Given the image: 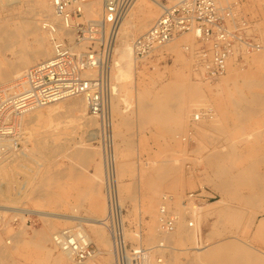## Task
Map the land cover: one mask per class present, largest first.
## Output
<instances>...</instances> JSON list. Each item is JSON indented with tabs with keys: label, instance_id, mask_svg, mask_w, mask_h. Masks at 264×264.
<instances>
[{
	"label": "rangeland",
	"instance_id": "1",
	"mask_svg": "<svg viewBox=\"0 0 264 264\" xmlns=\"http://www.w3.org/2000/svg\"><path fill=\"white\" fill-rule=\"evenodd\" d=\"M36 1L24 0L20 9L27 11ZM40 1L48 14H52L49 0ZM159 2L173 5L177 0ZM221 3L222 7L231 6L237 20L247 23L246 36L264 45V0H221ZM148 4L154 18L147 28L134 32L131 39L147 31L161 13L160 7ZM95 6L93 11L96 12L99 6ZM136 8L135 4L127 19L135 21ZM96 17L89 16L86 11L87 19ZM3 20L0 21V30H5V42L10 44L12 39L6 35V28L14 34L18 26ZM38 32L45 38L46 50L50 54L48 37L40 29ZM14 35L16 37L18 33ZM185 36L176 39L180 43L179 49L171 50L173 44H169L146 61L137 62L140 72L135 81L119 82L117 69L112 73L116 79L113 82L119 89V95L112 101V114L127 239L133 245L151 249L150 264H156L160 257L165 264H209L204 257L201 261L193 259L194 248L201 247L211 248L216 264H264V227H259L264 221V189L258 187L264 186V98L258 103L252 102L255 94L263 93L264 85L250 82L246 86L244 83L257 75L249 61L257 52L247 53L238 45L225 75L209 82L199 73H194H197L195 62L191 69L189 60L192 61L196 45L194 40L192 44L182 42ZM16 38L9 50L0 53V65L1 62L6 63L3 56L10 63H15L24 46L29 51L34 50L31 35ZM185 46L190 50L186 51ZM260 54L263 63H260L262 69L259 72L264 78V54ZM42 61L45 60L34 61L22 71ZM194 84L202 85L203 95L192 92ZM2 87L5 86L0 84V90ZM120 97H126L131 104L127 113H123L126 105L119 102ZM232 100L251 103L242 105L238 111L231 105ZM243 106L257 110L250 116L241 111ZM197 108L214 117L194 121L193 114ZM25 118L28 119L25 122L27 130L18 127L13 135L0 140V161L19 157L25 148L32 150L30 158L19 161L22 169L14 170L12 177L9 174L7 180L0 181V212H5L0 220V264H54L50 256H57L60 259L58 264H71L64 262L58 253L60 249L55 247L53 235L73 225L78 218L88 222L104 219L107 213L101 152L94 137L98 124L91 119L88 125L94 122L93 125L84 131H63L68 121L66 117L45 113L42 117ZM22 131L25 135L30 132L38 134L30 138V143L26 137L27 141H24ZM35 138L44 146L38 153H33ZM17 160L20 158L11 162ZM123 163L128 165L127 171H122ZM219 165L231 167L232 174L242 178L240 184L231 187L225 203L218 202L222 195L218 190ZM160 169L164 174L167 171V175L158 176L156 171ZM138 170L143 171L146 181L138 180ZM153 185L158 186L156 193L152 192ZM202 189L206 191L207 199L187 213L183 205L185 196ZM164 196L171 198V210L179 217L177 223L167 230L159 224V208ZM96 197L104 202L102 215L92 212L91 203ZM8 211L22 214L15 225L10 221ZM38 212L49 214L42 216ZM63 216L75 220L62 221L60 218H65ZM189 221H194V227L187 226ZM49 222L55 224L54 229L50 228ZM85 227L99 251L95 264H112L111 253L109 256L107 248L95 238L94 228L86 224ZM102 230L107 236V231ZM136 233L141 234V243ZM159 244H163V248H157Z\"/></svg>",
	"mask_w": 264,
	"mask_h": 264
},
{
	"label": "built area",
	"instance_id": "2",
	"mask_svg": "<svg viewBox=\"0 0 264 264\" xmlns=\"http://www.w3.org/2000/svg\"><path fill=\"white\" fill-rule=\"evenodd\" d=\"M49 1L54 20H45L41 28L48 37L51 57L26 69L18 88L0 96V138L13 135L18 128L16 119L33 108L73 97L84 98L87 113L98 124L94 137L101 152L107 207L100 224L110 240L112 264H150L151 249L133 245L127 239L111 104L112 73L120 28L137 0H99L101 8L94 19L86 18L89 0ZM160 9L161 13L151 27L132 40L136 62L146 61L164 45L191 34L196 45V71L206 81L213 82L225 75L238 45L247 53L264 54V45L246 36L247 23L237 20L231 6L222 7L217 0H177L173 5L160 3ZM184 49L189 51L190 47ZM202 113L210 116L204 110L199 113L200 117ZM206 199L203 189L188 193L183 201L186 212L190 213L191 208ZM162 201L160 227L172 228L178 215L171 210L170 197L164 196ZM3 213L0 212V220ZM7 213L13 225L22 215L18 211ZM54 243L70 257L71 264H95L99 256L81 218L57 232ZM157 248H163V244ZM156 264H165L163 258H157Z\"/></svg>",
	"mask_w": 264,
	"mask_h": 264
},
{
	"label": "bare ground",
	"instance_id": "3",
	"mask_svg": "<svg viewBox=\"0 0 264 264\" xmlns=\"http://www.w3.org/2000/svg\"><path fill=\"white\" fill-rule=\"evenodd\" d=\"M23 1L24 0H0V21H2L4 19L3 21H7L10 24L11 23L17 24L18 27H17V30L14 33V34L18 33V35H16V37H22L23 38L24 35H31L33 37V41H34V45H35V48H34V50L32 49V51H29V50L25 49L24 48L25 46H24L23 47V51L20 52L19 59L15 63H10V61H8L7 58H5L3 56L4 61L6 62V63H2L1 62L2 66L0 65L1 66L0 67V84H3L5 86V87H2L1 90H0V91L4 92L3 94H7L8 93V92H6V90H12L13 91V90H16L18 88L19 84L16 81H19L21 79V77L23 75V72L26 70L25 69L24 71H22V69L27 68V66L32 64L34 61L48 59L50 57V54H51V51H50V54H48V52L46 50V46H45V38L40 35V33L38 32V29H40L46 35V33L41 28V23L44 22L45 20H52V19L54 20L53 13L52 14L51 13L48 14L47 9L45 8L46 6L40 0L36 1V4H34L27 11H25V10L23 11V10L20 9L21 4H22ZM148 2L153 4V5H155V6H157V7H160L159 0H137L136 3H135L137 5L136 13L134 14L135 15V17H134L135 21H132L131 18L130 19L126 18L124 20V22L122 23V25H121L120 34H119V38H118V43H117V47H116V51H115L116 54H115V58H114V65H113V70L115 71L117 69V71H118V75L116 76V78H117V81H119V82H124V81L127 82L128 80L130 82L135 81L137 74H139V72H140L138 70V68H137V64H136L137 62L135 61L133 53H132L131 44H132V40L133 39H131L130 36L133 35L134 32H140L142 29L147 28L150 25L152 19L154 18V14H153V12H152V10L150 8L151 5L149 6ZM217 3H218V5H222L221 0H217ZM94 5H96L95 7L99 6V9H100L99 0L90 1V3L88 4V9H86L87 14L89 16H97L98 15L97 11L99 9L96 12L93 11V6ZM134 7H135V5H134ZM51 9H52V7H51ZM94 10H95V8H94ZM18 23H20V24H18ZM123 26H125V27L122 30ZM6 33H7L6 34L7 36H10L12 41H11L10 44L6 43L5 42V30H0V53L1 54L4 51L9 50L11 48V46H12L11 45L12 42L14 43L15 39H17L15 37V35L13 34L12 30H8L6 28ZM46 37H47V35H46ZM47 40H48V38H47ZM181 41L184 42V43L192 44L193 37H192L191 34H189V35H186ZM18 42H19V40H18ZM169 44H173V47H170L171 50H175L177 48L178 49L180 48V43L179 42L177 43L176 40H174V41H172V42H170V43H168L166 45H169ZM166 45H164L163 47H166ZM49 48H50V44H49ZM167 48H168V46H167ZM249 61H250L251 65L254 66V69H255V72H257L256 73L257 75H256V77L255 76L253 77L255 79H253L251 81H248V82L244 81V83L246 84V86L249 85L250 82H258V83H262L264 85V78L262 77V74H260L261 69H262V68H260V63L261 64L263 63V59H262L261 54L260 53H255L249 59ZM189 62H190V66H191V69H192V64H194V62L196 63V60H194V56L192 58V61L189 60ZM192 71L194 72V70H192ZM194 73L198 75V73H196V72H194ZM112 78H113V81L115 82L116 79H114L113 76H112ZM233 79H234L233 83L235 84L236 83L235 77H233ZM114 82H113V96H112V99H111V104H112V101L119 95V89H118V87L116 85L117 83H114ZM191 90H192V92L194 94L203 95V93H204V88L200 84L192 85L191 86ZM1 93H0V96H2ZM261 98H264V91H263V93L261 95L255 94L252 102L253 103H258V101ZM119 102H122L123 104L126 105L125 106L126 109H125V111L123 113H127V111H129L131 109V108H129L131 104L129 103V100L126 97H120L119 98ZM230 103H231L232 106H234L236 108V110L238 109V111H239L241 109L240 107L242 105H249L251 102L247 101V102L242 103V102H239V101H236V100H232V102H230ZM43 107H45V110H41ZM242 108L243 109L241 111L243 113H245V114L250 115V116H251V114L254 113V110H255V109L252 110V109L246 108L245 106H243ZM198 110H199V108L195 109V112L193 114L194 121H202L203 119L206 118L204 113H202V117H200L199 113L202 112V111L199 110L200 111L199 112ZM45 113H47V114H52L53 113V114H57L59 116L68 118L67 119L68 121L65 122L66 125L64 126V128H62V129H64L63 131H65V129H74V130H82V131H84L86 128H88V126H92L93 123H94L93 122V123H91V125L90 124L88 125V123L93 118L90 117L88 115V113H87V107H86V103H85L84 98L78 99V97H73V98H68V99H65V100H62V101H59V102H55V103L46 105V106L33 108L32 110L28 111L24 115H22L19 118H17L16 119V125L18 127H20L21 129L22 128L25 129L26 128L25 126L27 125V123H25V122H27V120H28L25 117H28V118L32 117V116L42 117V116H44ZM179 113L182 114V111L179 110ZM157 116H159V115H157ZM213 117H214V115L208 116V118H210V119H212ZM25 130H27V129H25ZM27 132L29 133V131H27ZM34 133L30 132L29 135H25V131H22V136L24 137V141L25 140L27 141V139H28L29 142L32 143L30 141V138L32 139L33 137H35L38 134V133H36V134H34ZM33 134H34V136H33ZM54 136H56V135H54ZM25 137L27 139H25ZM49 138H50V136H49ZM0 140H1V138H0ZM33 141H34L33 153H35V152L38 153L40 151V148L42 147V144L40 143L41 140L39 142V140L37 138H35ZM43 142H45V140ZM45 145H48V143L45 144ZM43 147L41 149H43ZM31 154H32V150H26V148H25L23 153L19 157L16 156L15 158H13V159H11L9 161H5V160L0 161V181L7 180L9 178L8 177L9 174H11V177H12L13 173H14V170L17 171L19 169H22L21 168L22 164H20L19 161L30 158ZM91 157H93V156L91 155ZM16 158H18V159L20 158V160H17L14 163L11 162V161L15 160ZM86 159H84V161ZM116 165H117V160H116ZM158 166H160V165H158ZM121 168H122V171H127L128 165L123 163L121 165ZM98 171H99V167H98ZM156 172L158 173V176H160V177H164V176L167 175V171H165L166 172L165 173L166 175H165L163 169H160L159 171H156ZM76 173H78V172H76ZM47 174L49 175V173H47ZM117 174H118V171H117ZM78 175H80V174H78ZM56 176H57V173H56ZM179 176H181V175H179ZM53 177H55V176H53ZM137 177H138V180L140 182L147 180V178H145V176L143 175V171L142 170H138ZM218 179H219L218 180V190H220L222 192L221 199L218 202L219 203H225L226 199H227V195L231 191V187H233L236 184H240L241 181H242V178L238 177V176H234L232 174V168L231 167H228V166H225V165H219L218 166ZM95 181H96V179H95ZM97 181H98V179H97ZM257 184H260V183L257 182ZM258 187H261V189H264V186L258 185ZM95 189H96V187H95ZM157 190H158V186L153 185L152 186V192L156 193ZM94 192H96V191H94ZM91 209H92V212L95 215L104 214V211H105L104 202H102L101 199L99 200V197L93 198L92 203H91ZM192 210H195V208H193ZM30 211H32V210H30ZM30 211H28V212L31 213ZM34 212L36 213V211H34ZM38 214H41L42 216H48L49 213L38 212ZM63 217H65V216H63ZM60 219H62V221H69V220H71V221L73 220L74 221L75 220V219H71V218H68V217L67 218L66 217L65 218H60ZM178 219H179V217H178ZM86 220H84L85 224L88 227H93L94 228V231H92L93 235L95 236V238L98 240V242L103 247L107 248V251L109 252V256H110V248H109L110 240L107 237L108 235L106 236V234L104 233V230H102V228H104L100 224V221L102 219L88 220V222ZM177 221H176V223H177ZM49 224H50V222H49ZM190 224H191V226H190ZM187 226L189 228L194 227V221L193 222L189 221L187 223ZM259 227H261V228L264 227V221H262L260 223ZM50 228L54 229L55 228V224L51 223L50 224ZM166 230H164V231H166ZM164 233H161V234L163 235ZM169 234H170V232H169ZM45 235H43V237ZM136 235H137V233H136ZM186 237H187V235H186ZM138 238H139V242L141 243L143 241V238H142L141 234H140V236H138ZM44 239L45 240L48 239L47 235L44 237ZM53 240H54V235H53ZM54 245H55V243H54ZM55 247H57V246L55 245ZM58 253L63 257L64 262L65 261L71 262L70 257L64 251L60 250ZM194 257L195 258H193V259H195L196 261L197 260L201 261L202 257H204V260L206 261V259H207L209 264H216V258L213 256V251L211 250L210 247L209 248H205V247L196 248ZM235 257H236L237 260L240 259V257L238 255H236ZM249 257H251L250 259H252L253 261H256V258H254L253 256L249 255ZM50 258H52V260L54 261V264L60 263V259L57 256H55V257L54 256H50ZM191 261H192V259H191Z\"/></svg>",
	"mask_w": 264,
	"mask_h": 264
},
{
	"label": "crops",
	"instance_id": "4",
	"mask_svg": "<svg viewBox=\"0 0 264 264\" xmlns=\"http://www.w3.org/2000/svg\"><path fill=\"white\" fill-rule=\"evenodd\" d=\"M195 250H196V248H195Z\"/></svg>",
	"mask_w": 264,
	"mask_h": 264
}]
</instances>
